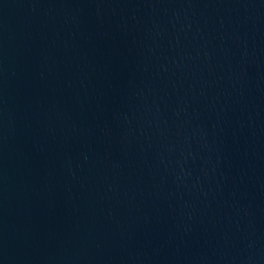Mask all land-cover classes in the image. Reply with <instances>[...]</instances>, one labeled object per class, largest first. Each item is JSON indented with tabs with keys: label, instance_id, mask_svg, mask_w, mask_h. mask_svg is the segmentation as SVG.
Here are the masks:
<instances>
[{
	"label": "water",
	"instance_id": "1",
	"mask_svg": "<svg viewBox=\"0 0 264 264\" xmlns=\"http://www.w3.org/2000/svg\"><path fill=\"white\" fill-rule=\"evenodd\" d=\"M0 264H264V0H0Z\"/></svg>",
	"mask_w": 264,
	"mask_h": 264
}]
</instances>
